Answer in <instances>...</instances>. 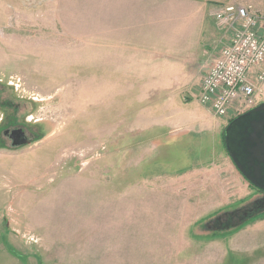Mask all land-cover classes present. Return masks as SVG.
<instances>
[{"label": "rangeland", "instance_id": "1", "mask_svg": "<svg viewBox=\"0 0 264 264\" xmlns=\"http://www.w3.org/2000/svg\"><path fill=\"white\" fill-rule=\"evenodd\" d=\"M245 2L264 16V0ZM114 11L0 0V122L10 100L36 135L0 148V264H264V193L222 143L234 112L218 119L197 100L223 33L174 46L171 72L137 92L122 81L133 55L110 39Z\"/></svg>", "mask_w": 264, "mask_h": 264}, {"label": "crops", "instance_id": "2", "mask_svg": "<svg viewBox=\"0 0 264 264\" xmlns=\"http://www.w3.org/2000/svg\"><path fill=\"white\" fill-rule=\"evenodd\" d=\"M223 1L225 0H116V12H113L116 14L114 32L110 39L117 42L118 50L124 49L133 55V69H129L131 74L126 70L122 81L144 83V89L137 92H152L156 72L164 73L166 69L168 74L171 72V64H174L171 58L175 56L170 57L167 52L176 51L174 46H199L203 40L212 43L208 34L212 29L215 30L216 24L212 18L214 11L211 13L207 4ZM235 1L237 0H229L228 3L219 5ZM238 1L247 3L245 0ZM215 55L204 62L203 69L208 68ZM157 58L162 62L167 60L168 66L157 63ZM142 113L149 117L152 114L148 110H143Z\"/></svg>", "mask_w": 264, "mask_h": 264}, {"label": "built area", "instance_id": "3", "mask_svg": "<svg viewBox=\"0 0 264 264\" xmlns=\"http://www.w3.org/2000/svg\"><path fill=\"white\" fill-rule=\"evenodd\" d=\"M225 39L203 75L198 103L218 119L255 105L264 84V16L241 1L212 14Z\"/></svg>", "mask_w": 264, "mask_h": 264}, {"label": "water", "instance_id": "4", "mask_svg": "<svg viewBox=\"0 0 264 264\" xmlns=\"http://www.w3.org/2000/svg\"><path fill=\"white\" fill-rule=\"evenodd\" d=\"M226 149L235 168L246 177L248 170L253 182H264V103L232 121L224 133ZM26 145V144H25ZM245 156L240 162L232 151ZM248 177V179H251ZM264 189V186L260 187ZM263 209L264 207L261 206Z\"/></svg>", "mask_w": 264, "mask_h": 264}, {"label": "flooded vegetation", "instance_id": "5", "mask_svg": "<svg viewBox=\"0 0 264 264\" xmlns=\"http://www.w3.org/2000/svg\"><path fill=\"white\" fill-rule=\"evenodd\" d=\"M262 103L264 102L257 103L252 108L247 109L240 114H234L230 116V118L227 121L226 126L223 129V132H222L223 147H224L226 155L231 160L232 164H233V161L231 158V154L226 149V142H225V137H224L225 130L232 121L247 114L249 111L258 108ZM3 105L8 108H11L13 115L12 117H4L0 122V148H6V149L8 148L9 150H16V149L21 148L25 144H29L31 141H34L33 139L35 138L36 135H34V133L31 131V128L27 127L25 124H22V123L20 124L17 122L18 113H19L17 111H19V106H17V108H14V105L13 103H11L10 100L4 101ZM232 154H234L235 157L238 160H240V162L245 160V156L242 153L238 154L235 151V149L232 151ZM244 172L246 174V177L242 176L238 171V173L242 176V178L247 182L248 187H251L253 190H255L259 194H263L264 189L260 187L264 186V182L263 183L259 181L253 182L251 175L249 174V171L244 170ZM248 177L251 179H248Z\"/></svg>", "mask_w": 264, "mask_h": 264}, {"label": "trees", "instance_id": "6", "mask_svg": "<svg viewBox=\"0 0 264 264\" xmlns=\"http://www.w3.org/2000/svg\"><path fill=\"white\" fill-rule=\"evenodd\" d=\"M222 140H223V137H222ZM8 247V249H9V252L11 253V254H13L14 256H17V257H20L19 255H17L9 246H7Z\"/></svg>", "mask_w": 264, "mask_h": 264}]
</instances>
